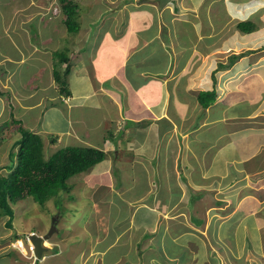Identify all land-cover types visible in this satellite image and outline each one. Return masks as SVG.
<instances>
[{"label":"crops","instance_id":"1","mask_svg":"<svg viewBox=\"0 0 264 264\" xmlns=\"http://www.w3.org/2000/svg\"><path fill=\"white\" fill-rule=\"evenodd\" d=\"M189 1L106 0L107 11L112 13L107 19V32L122 34L119 39L112 36L108 38V41H112V37L117 46L116 50H109L113 52L110 55L103 49L104 43L94 47L90 45L93 34L90 27L96 13V3L86 8L83 14L79 13V24L84 23L83 33L73 43L72 51L68 48L62 51L68 53L71 61L74 60L68 75L69 97L61 93L54 74V56L61 52L60 49L50 50L45 46L31 45V51L23 61V52L19 51L22 46L19 47L11 39L10 23L0 33L8 36V45H12L18 54V58L6 55V48L3 49L0 44V141L5 140L6 143L11 138V143H15L21 139L16 138V134L26 129L46 134V140L48 135L57 137L55 145L45 146V154L50 151L48 156L63 147L92 146L94 139L86 133L89 115L85 113L97 110L103 103L121 107L124 106V100H128L131 102L129 105L135 108L132 116L136 115V119L125 127V139L119 142L118 139L108 140L104 146L96 147L103 148L111 157L116 151L115 159L120 149L124 155L130 156L142 182L153 186L156 183L158 199L150 204L146 202V210L150 215L145 218V223L158 233L163 231V237L169 238V241L162 242L164 244L174 242L175 231L174 224H170V214L177 215L178 209L184 213H201L202 209L195 202L202 200L206 204L205 199L212 198L214 193L236 197L235 212L240 206L238 198L251 196V192L243 189V184L251 182L249 177L255 172L256 175L264 173V159L260 158L264 155L259 150L264 144V126L261 127L255 121L260 119L257 113L259 108H264V99L255 102L257 97L246 96L245 90L250 86H242L249 82L241 84L239 81L244 75L253 76L251 68L256 70L259 45L255 42L249 47L243 44L225 46V23L218 21L221 11L219 1L222 8L225 0H204L215 10L210 19L207 15L206 22L201 16L199 19L197 9L192 7H197L202 0L191 3L187 8L185 4ZM235 23L233 28L238 24ZM50 40L43 42L46 44ZM234 50L239 51L237 55L246 53L249 58L252 56L250 64L247 59L249 71L241 70L238 73V67H235L237 62H226L231 53L235 54ZM48 51H52V56L48 57ZM227 53L231 54L229 58L225 57ZM38 54L45 56L46 62L52 65L48 78L35 75L37 78H28L26 84L20 82L24 85L20 84L21 88L16 90L17 72L14 65L18 64L17 68L21 71V63L28 60V66L33 68V64H36L37 67L41 65L34 61ZM65 67L66 64H63L62 70ZM263 69L264 66H260L259 75ZM225 70H230V73H225ZM135 74L138 78L133 80ZM133 81L138 87L132 85ZM23 86L30 88L27 90ZM213 89L218 93L217 99L204 109L199 102V95ZM237 91V95H232ZM200 111L205 115L201 116ZM212 113L220 114L217 116ZM32 115L35 117L32 118ZM121 115L119 113V117L111 120H123ZM109 117L106 115L105 119ZM23 122L26 126L21 128ZM219 123L224 126L223 132L211 138L202 134L210 126L219 127ZM8 158L6 150L5 153L0 152V167L8 164ZM126 181L128 178L124 179ZM134 194L138 195L140 191ZM142 196L147 195L143 193ZM179 202L184 203L183 208L174 206ZM211 206L222 208V202L217 200ZM256 211L252 207L243 213ZM190 218L194 224V217ZM17 235L21 236L22 233ZM1 237L2 234L0 264H34V260L26 256L25 252L12 248L13 244L9 243L13 241ZM57 242L62 246L61 241ZM259 244L263 257V240ZM170 247L174 248V245ZM63 250L66 251L65 248ZM158 255L166 256V253L161 251ZM48 259L39 264H47ZM59 259V255L51 257V264H59Z\"/></svg>","mask_w":264,"mask_h":264},{"label":"rangeland","instance_id":"2","mask_svg":"<svg viewBox=\"0 0 264 264\" xmlns=\"http://www.w3.org/2000/svg\"><path fill=\"white\" fill-rule=\"evenodd\" d=\"M76 1H79L80 9L83 12L85 7L80 4V0ZM81 1L84 2V0ZM96 1L98 2L95 6L96 17L93 18V22L96 25L95 27H91L94 31L90 39V45L94 47L95 45L98 46L104 43L105 46L103 49L110 55L113 53L109 51L110 49H117V46L113 42V38L119 39L122 34H109V32H107V19L110 18L112 13L107 11L108 7L105 3H99V1L106 0ZM185 1L186 0H181V2ZM196 1L197 0H190L185 6L189 8L191 3H195ZM0 4H3L0 6V33H3V30L6 29L10 23L11 28L9 29L12 30L11 39H14L19 47L22 46L19 51L23 52L22 54L24 57L21 58L23 61H25L24 59L29 55L31 51L29 47H31V45H41L40 47L45 46L50 50L60 49L61 52L64 48H68L72 51L74 48L72 46L73 43L77 41L79 36L83 33V20V24H79L77 16L76 22L78 24V29L74 33L69 32L64 25L62 27L58 26L60 23L55 24L50 21L43 22L39 20L43 19L46 13H50L52 8H55L57 5V1L55 0H0ZM219 6L221 9L220 12L223 10V13L220 14L219 12L218 21L225 23L226 47H232L236 44H243L249 47L250 45H255V42L257 46L259 45L257 50L258 55L256 56L257 59L255 60L256 70L251 68L254 71L252 72L254 73L253 76L244 75L240 77L239 81L241 84L249 82L242 86V88L246 85L250 86L245 90L246 96L253 98L257 97L255 102L258 100L261 102L264 99V69L260 75L258 73L260 72V66H264V0H225L224 7L221 8V1H219ZM192 7L197 9L193 10L197 11L199 19L201 16L204 22L207 20V15L210 19L213 16L212 13L215 12L214 9L212 10L213 6L209 5L208 2L206 4L204 0H202L197 7L194 5H192ZM130 8L131 6L129 9ZM59 12L58 10L52 12V17H55V21L60 19ZM234 18H236V23L234 22ZM246 21L257 23L258 30L256 29L252 33L244 34L239 32L236 28H233L235 27L234 23L236 25L237 22ZM52 31L60 33L56 34L52 33ZM61 32L63 33L61 34ZM62 35L63 38H61ZM110 36L113 37H111L112 41H108ZM89 38L90 37H88L87 40H89ZM8 39V36L5 37L4 35H0V44L4 47L3 49L6 48V52L4 51L5 54L12 58H18L15 48L12 45H8ZM49 39L51 40L46 44L43 42ZM30 40H32L31 43ZM84 40L86 39L84 38ZM1 45L0 48H2ZM234 51L235 54L231 53L233 56L230 54V58L229 53L225 55L226 58H229L226 62H237L235 67H238V73L241 70L243 72L249 71L250 65H247V59L250 64L252 56L249 58V55H246V53L237 55L236 53L239 51ZM49 56H52V51H48V57ZM234 56L238 58L233 61ZM44 57L45 56L41 54L35 57L34 61L41 63V65L37 67H35L36 64H33V68L28 66V60L24 64L21 63V65H23L21 66V71L17 68L18 64H13L16 69L15 72H17V80L14 87L16 90L21 88V85L26 84L28 78L33 76L36 77L35 75H44V78H48V73L52 65L50 66V63L46 62L48 60H45ZM224 72L228 74L230 70H225ZM137 78L136 74L132 77L133 80ZM132 85L138 87V84L134 81ZM24 88L28 90L30 87L26 86ZM237 93L239 92H233L232 95L235 96ZM124 101V106L121 107H112L109 104L103 103L102 105L100 104L97 110L85 113L89 115L86 121L88 126L86 133L94 139L93 143H91L92 146H104L105 143L108 142L106 138L107 133H105L108 128L112 129L116 134L120 132L124 133L126 130L124 127L126 123L129 122L128 120L136 119V115L132 116L135 113V108L133 109V106L129 105L131 102L128 100ZM255 102L251 101L253 104ZM260 112H264V108H259L257 115L260 119L255 121L256 123L258 122V125L263 127L264 125L261 124L264 122V113ZM119 113H122L121 116L123 120H114V123L111 124V118L119 117ZM200 113H202L201 116L203 114L205 115L203 111H200ZM213 114L219 116L220 113H212V115ZM106 115H110L111 117L105 119ZM33 117H35V115H32V118ZM101 118L102 122H100ZM29 119L31 118H28V120ZM25 124L26 123L23 122V127L21 128H24L26 126ZM107 124H109V126H105ZM218 125H220V123ZM20 126H22V124ZM84 130H86L85 127ZM223 131V125L219 127L210 126L202 131V134L205 137L211 138L212 135ZM21 136L22 131L16 134V138L20 139ZM43 136H46V134ZM117 139H119V142L125 139V135ZM7 141L6 143L5 140L0 141V152L5 153L6 150L9 156L14 142L11 143V138H8ZM45 141V146L49 145V141L46 139ZM9 144L10 146H8ZM261 146L259 150L261 154L264 155V144ZM49 153L50 151L47 152L46 157H48ZM120 156L115 166L113 165V168L121 174L122 169L120 166L124 165L125 162L120 163L124 160V157L122 155ZM111 158H113V156L111 157L110 153L107 154L104 161L99 165V168H105ZM260 158L264 159V157ZM87 174L88 172H83L74 176L73 179L70 180V182L74 183L72 190L69 193L62 191L59 196L51 199L44 206L36 203L31 197L21 201L14 200L13 203L8 199L14 211V218L12 221L13 229L9 230L6 226L7 224L5 225L9 218H4V216L0 215V235L2 234L3 236L1 239L5 238L6 240L8 239V241H13L15 240V234L22 233L23 235L20 237L23 238L24 243H27L28 239L26 238L29 233L34 232L39 235L43 234L42 236H44L47 234V231L50 230L53 222H57V225L59 224V232L54 235V239L56 241H61L60 243H62L66 249L64 255L59 259V264H264V260H262L264 256H261V254H263V252H261L262 247L259 244L262 240L264 242V173L256 175L255 172L253 176L249 177L251 178V182H241H245L242 187L244 190L251 192V194L248 193L251 196L249 198H238L240 206L235 212L234 208L237 203L236 197L223 196V194L221 196L220 193H214L212 198L205 199L206 204L204 201L202 202V200L195 202V205H198L200 209H202L201 213H184L181 212L182 210L178 209L177 215H169L172 217L170 224H174L173 229L175 231L173 235L174 242L169 244L174 245L173 251L179 252L177 256L179 254L181 255V253H186V260L178 258L175 260V257H172L169 253H167L166 256L158 255V252L162 251L165 253L167 250L171 249L169 244L162 243L169 241L168 237H163L164 233L162 230H160L157 236L159 245L157 244L149 250H144L142 253V247L144 245H152L154 243L153 239L144 238L145 231L148 227V224L145 223V218L150 215L146 210L148 209L146 202L150 204L151 201H146L147 197L140 195V197L142 196L140 200L135 203L133 202L134 205L138 204V212L136 216H131L129 221L134 222L130 227L129 221L127 220L129 216H125L127 208L130 205L126 202L130 194L121 189L117 191L118 194H114V189L105 187L106 191L98 189V187L94 186V183H86V181L83 180V177ZM140 179L139 177L137 178L136 187H139L141 182ZM94 182H96V180ZM127 183H132V181L128 179ZM185 197L186 199L189 198L188 195ZM217 200H221L222 208L211 206L214 205ZM95 202L97 204L99 203V205ZM121 205L124 208H121ZM183 205L184 203L179 202L174 206L176 208H183ZM252 207L257 209L255 213H243V211L249 208L252 209ZM59 216L61 217L59 218ZM190 216L201 218L203 223L200 226H195L191 223ZM135 224L141 229V232H137L136 234H134L136 230ZM147 232H149V229ZM95 233L96 239L92 242ZM171 233H173L172 230ZM105 239L107 245L112 244L113 249L111 246H108L107 250L102 253L99 251L102 245L100 242ZM11 243L12 242L9 244L11 245ZM45 244L49 245L50 243L45 242ZM137 244H141V247L137 246ZM178 247H183V250H177ZM52 262V260H49L47 264H51Z\"/></svg>","mask_w":264,"mask_h":264},{"label":"trees","instance_id":"3","mask_svg":"<svg viewBox=\"0 0 264 264\" xmlns=\"http://www.w3.org/2000/svg\"><path fill=\"white\" fill-rule=\"evenodd\" d=\"M61 2L65 11V19L62 22L69 32L74 33L78 29L77 5L68 0H61ZM236 29L241 33L248 34L254 32L257 25L252 21L239 22ZM54 58H56L54 74L59 88L64 96L69 97L71 93L69 92L68 75L71 73L73 60L71 61L66 52L55 53ZM237 58L234 56L233 61ZM63 64H66L65 70H62ZM216 99V89L204 91L199 95V102L204 109L213 104ZM108 134L110 140L117 139L112 131H109ZM56 140L57 137L48 135L49 145H55ZM45 144L44 136L29 130H22V137L15 143L10 154L9 169L12 171L6 176H0V215L9 217L7 226L10 228H13L14 211L8 199L13 203L14 200L21 201L31 197L36 203L44 206L51 199L59 196L62 191L68 192L72 188L69 183L71 178L89 171L101 163L106 156V153L100 149L68 146L60 148L46 157ZM15 147H18L17 151H15ZM201 223L202 220H197V224ZM139 246L141 247V244ZM153 246L155 245H149V247ZM177 249L183 250V247ZM168 252L172 257L186 260V253L177 256L175 251L168 250ZM39 263L40 261H36V264Z\"/></svg>","mask_w":264,"mask_h":264},{"label":"clouds","instance_id":"4","mask_svg":"<svg viewBox=\"0 0 264 264\" xmlns=\"http://www.w3.org/2000/svg\"><path fill=\"white\" fill-rule=\"evenodd\" d=\"M55 1H57V5L55 6V8H52V10L50 11V13H46V15L43 17V19H40L41 21H43V22H45V21H50V22H53V23H55V24H58V23H60V25H58V26H63L64 24H63V22L62 21H64V19H65V11L63 10V4H62V2H61V0H55ZM68 1H72L73 3H75L76 5H77V7H76V13H77V19H78V15H79V13H82L83 14V12H82V10L80 9V6H79V1H76V0H68ZM80 4H82V6L83 7H85V9L86 8H90L91 6H92V4L93 3H96V5H97V1L96 0H84V2H82L81 0H80ZM100 2H103V3H105V1H99V3ZM1 5H3V4H0V6ZM95 7V6H94ZM84 9V10H85ZM56 10H58V12H59V16H60V19H57L56 21H55V17H52V12H54V11H56ZM95 11H96V9H95ZM58 16V17H59ZM94 17H96V13H95V16H93L92 18H94ZM39 18H40V16H39ZM93 20V19H92ZM92 22V21H91ZM91 22H89V23H91ZM88 24V23H87ZM95 25L96 24H94V22H92V24H91V26H94L95 27ZM256 25H257V23H256ZM65 26V25H64ZM89 27L87 26V29H88ZM90 29H91V31L93 30L94 31V29H92L91 27H90ZM257 30H258V25H257ZM252 33V32H251ZM128 121H131V120H128ZM132 122V121H131ZM111 124L112 123H114V121H111L110 122ZM130 124V122H127L126 123V125H125V127L126 126H128ZM105 126H109V124H107V125H105ZM125 127H124V129H125ZM109 131H112L113 133H114V135L117 137V138H120V136H123V132H120L119 134H116L112 129H107L106 131H105V133H107V136H106V138L108 139V140H110L109 138H108V136H109V134H108V132ZM40 135H42V134H40ZM44 135V134H43ZM42 135V136H43ZM22 137V136H21ZM45 137V139H46V137H47V135L46 136H44ZM119 140V139H118ZM111 141V140H110ZM17 142V141H16ZM15 142V143H16ZM15 143L13 144V146H12V148H11V152H12V149H13V147H14V145H15ZM81 147H84V146H81ZM85 147H90V148H95V149H100V150H102V151H104L103 150V148H99V147H96V146H85ZM18 148V147H17ZM16 147H15V151H17L18 149H17ZM11 152H10V154H11ZM105 152V151H104ZM106 153V152H105ZM116 153V151L113 153V158H111L110 160H109V162H108V165L105 167V168H102V169H100L99 168V165L104 161H102L101 163H99V164H97V165H95L93 168H91L89 171H87L88 172V174L85 176V177H83V180L84 181H86V183H90V184H93L94 183V186H96V187H98V189H103V190H105L106 191V189L105 188H109V189H114V194H118L117 193V191H119L120 189L121 190H124V191H127L128 192V194H130V196L128 197V200L126 201L127 203H129L130 205H129V207L127 208V212L125 213V216H129L128 217V221L131 219V216H136V214H137V212H138V204H135L134 205V203L135 202H137L138 200H139V198H140V195H143V193H145L147 196V199H146V201L147 200H149V201H155L156 199H157V197H158V192H157V186H156V183H154L155 184V186H153V185H146L144 182H140V184H139V187H136V182H137V178L139 177L140 178V175L135 171V169H134V166H135V164H134V162L133 163H131V159H130V156H127V155H124L121 151H120V149H119V151H118V154H117V158L115 159V157H114V154ZM107 154H108V152L106 153V156H107ZM120 155H122L123 157H124V160L122 161V162H120V163H123V162H125V164L124 165H122V166H120V168L122 169V173L120 174V173H118V171L117 170H115L114 168H113V165L115 166V164L117 163V161L119 160V157H121ZM111 161V162H110ZM10 155H9V158H8V164L7 165H3V167H0V176L1 175H8L12 170H10L9 169V166H10ZM112 168V169H111ZM83 173V172H82ZM85 173V172H84ZM81 174V173H80ZM126 178H128L129 180H131L132 181V183H127V181L126 182H124V179H126ZM73 178H71V180H72ZM96 180V182H94ZM141 180V179H140ZM76 182H78L77 180H75ZM88 181V182H87ZM69 183L72 185V187L74 186V183L73 182H70L69 181ZM93 186V187H94ZM92 187V188H93ZM105 187V188H104ZM94 189H96V188H94ZM72 190V188L68 191V192H66V193H69L70 191ZM136 191H140V194H134ZM20 201V200H19ZM134 202V203H133ZM96 203V202H95ZM97 204V203H96ZM97 205H99V203L97 204ZM10 206L12 207V205H11V202H10ZM120 208V207H119ZM121 208H124V207H122V205H121ZM135 213V214H134ZM6 217H8V216H4V218H6ZM61 216H59V218H60ZM192 217H194V216H192ZM9 218V217H8ZM192 219H194V221L193 222H195L194 223V225L195 226H200L202 223H203V220L201 219V218H197V217H194V218H192ZM197 220H202V223L201 224H197ZM8 221H9V219H8ZM8 221H6V223H5V225L7 224L8 225ZM132 223V221L130 222L129 221V224H131ZM6 225V226H7ZM54 225H56V230L52 233V235L48 238V239H44L43 241H42V246L43 247H45L47 250L43 253V255H42V257L41 258H37L36 257V254H35V252H34V245L32 244V242H31V240H30V235H37L38 237H45L46 235H48L49 234V232L53 229V226ZM59 225V224H58ZM58 225H57V222H53V225L51 226V228H50V230L49 231H47V234L46 235H44V236H42V235H39L38 233H34V232H32V233H29L28 235H27V238L26 239H28V242L27 243H24L23 242V238H21L20 236H18V235H16V237H15V240H13V242H12V248H15L17 251H21V252H25V250H26V252H25V255L26 256H28V257H30V259H33L34 260V264H36V261H40V262H43V261H45L47 258H50L51 259V257H54V256H60V257H62L64 254V250H63V245L61 246L55 239H54V235L56 234V233H58L59 232V230H58ZM150 226L148 225V227H147V229H146V231H145V235H144V238H148V239H153V244L152 245H159V243H157L158 242V238L157 237H154L155 235H156V233H158V231H154V230H152V229H150L149 228ZM7 228H10V227H8L7 226ZM11 229H13V228H11ZM136 230H135V233L134 234H136L137 232H139V229L140 228H135ZM148 229H149V232H147L148 231ZM23 235V234H22ZM21 235V236H22ZM25 236H26V234H25ZM53 237V238H52ZM93 240H92V242L93 241H95V239H96V233H95V235L93 236ZM18 242H21V245H23V247H24V251L22 250V248H21V246H19L18 245ZM45 242H49L50 244L49 245H46L45 244ZM100 243H102V245L100 246V249L101 250H99V251H106L107 250V248H108V246H111V248L113 249V246H112V244H110V245H107V243H106V239L104 240V241H101ZM171 245V244H170ZM137 246H139V244H137ZM57 248V249H56ZM151 247H149V245H144L143 247H142V253H143V251L144 250H149ZM56 249V250H55ZM170 250H174V248H171ZM177 250H179V249H177ZM50 252H52V253H50ZM177 254L179 253V252H177V251H175ZM166 254L167 253H169L168 251H166L165 252ZM180 255V254H179ZM162 256V255H161ZM178 259H179V257H177ZM50 259H48V260H50ZM175 260H176V258H174ZM162 260H163V258H162ZM53 261V260H52Z\"/></svg>","mask_w":264,"mask_h":264},{"label":"water","instance_id":"5","mask_svg":"<svg viewBox=\"0 0 264 264\" xmlns=\"http://www.w3.org/2000/svg\"><path fill=\"white\" fill-rule=\"evenodd\" d=\"M55 230H56V225L53 226V229L45 237H38L37 235L34 234L30 235V240L34 245V252L37 258H41L43 253L47 250L45 247L42 246V241L44 239H48Z\"/></svg>","mask_w":264,"mask_h":264},{"label":"bare ground","instance_id":"6","mask_svg":"<svg viewBox=\"0 0 264 264\" xmlns=\"http://www.w3.org/2000/svg\"><path fill=\"white\" fill-rule=\"evenodd\" d=\"M18 245L21 246L22 250L24 251V247L21 245V242H18Z\"/></svg>","mask_w":264,"mask_h":264}]
</instances>
